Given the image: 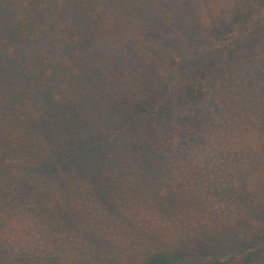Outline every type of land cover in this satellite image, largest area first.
<instances>
[{
    "label": "trees",
    "instance_id": "16d2710c",
    "mask_svg": "<svg viewBox=\"0 0 264 264\" xmlns=\"http://www.w3.org/2000/svg\"><path fill=\"white\" fill-rule=\"evenodd\" d=\"M0 19V204L28 209L0 241L36 264L64 259L59 247L81 236L109 255L90 264H264V228L248 244L216 233L221 198L249 214L264 204V136L261 149L241 144L249 125L264 133V117H250L261 100H240L247 78L264 76V0H0ZM23 37L30 65L8 67ZM182 104L210 130L199 153L189 134L174 146L166 129L146 136ZM136 140L162 153L152 168Z\"/></svg>",
    "mask_w": 264,
    "mask_h": 264
},
{
    "label": "rangeland",
    "instance_id": "374dc122",
    "mask_svg": "<svg viewBox=\"0 0 264 264\" xmlns=\"http://www.w3.org/2000/svg\"><path fill=\"white\" fill-rule=\"evenodd\" d=\"M205 0H200V2H204ZM222 14L220 13L219 18L222 17ZM196 16V15H194ZM4 25H6V21L3 19H0V31H3L5 28ZM206 26H214V23L212 19L207 18V22L205 24ZM205 26V27H206ZM6 38L2 37V41H4ZM158 39L162 40V36L158 37ZM22 43L21 45L15 50L12 54V60L8 61V67H12L14 69H17V67L20 69L23 66L30 64L27 63L25 60H21L23 58H19L18 55L23 56V52H32L33 50H26L29 46V44H26L24 37L21 39ZM181 44V53H185V44H183L179 39H177ZM33 41H30L29 43H32ZM25 43V44H23ZM176 44L170 45V47L174 50L171 52H177L176 50ZM15 47V46H14ZM25 49V50H23ZM20 51L18 54L17 52ZM54 52V51H53ZM53 52L51 54H53ZM183 54H181L182 59ZM19 59L17 62L15 60ZM182 61V60H181ZM259 71L252 74V76H249L247 80L251 81V84L249 87L245 88V92L240 97V100H242V103L245 105L251 104L257 106L259 103L255 104V100H258L259 98L261 100L260 107L261 109L258 111V114L256 113H250V117H254L257 120H260L264 117V76L262 74H259ZM258 75V76H257ZM257 76V77H256ZM228 86L222 83V90L227 89ZM254 89H258L261 91L260 94H252L251 91ZM187 108L193 109L195 113H200L198 106L195 107H187L186 105L182 104V106L176 108H170L168 109L169 114L167 115L164 120L159 119L157 121L152 122L151 124L147 125L148 127V133L146 136H152V137H159L160 132L162 130L165 132V138L164 141L167 142V144L174 146L176 139L175 137L180 138L181 135L189 134L188 136L195 138V141L193 142V148L192 153H199L200 149L205 148L207 144L210 143V141H205L202 137V134L205 132L210 131L209 129L205 128L206 122L202 123V128H198L197 130L194 129V122L191 119H188L184 112ZM179 110V111H178ZM178 111V112H177ZM201 126V124H197V127ZM200 131V132H199ZM262 135L264 136V133L257 129L254 126L249 125L246 130H244L243 135L241 136V144H248V146L252 147L254 150L261 149V140ZM185 136V135H184ZM186 136V137H188ZM135 147L137 149V157L138 161H142L144 164H142L143 167L152 168L155 166V160H157V155L160 153V150H155L153 147H151V152L143 150V148L146 145V142H142L140 140L135 141ZM132 147V145H131ZM162 153L158 155V157H162ZM104 165H107V163H103L100 167H104ZM104 175H106L104 173ZM6 172L4 171V168L0 165V179L5 178ZM64 177L58 176L57 180L58 182H64ZM104 180V179H103ZM41 182L46 181L48 186H52V180L50 176H44L40 179ZM106 184V182H105ZM51 199L52 204L55 205V212L59 216L68 217V207L67 201L65 198L62 200V192L59 189L53 190V193H51ZM68 199V197H67ZM221 204L222 209L219 211V214H216V220L219 223L217 226L218 230L216 233H231L230 236V242L235 241L237 239H244L247 244L249 243L252 234L258 233L260 230L264 228V204L262 207L255 208L252 213H248L247 209L244 207H234L233 204H230L225 197L221 198ZM244 206V204H242ZM27 207V203L25 199L23 198V201L19 202H12L9 203L8 199H5L2 204H0V233H5L6 229H9V227H12V229L15 226V223H17V219L13 218V215H20L25 214L28 209H25ZM11 208L14 210L12 211ZM221 208V207H220ZM16 210V211H15ZM62 218H60L61 222ZM13 230H11L12 233ZM228 237H221L219 241V245L222 246L225 242H228ZM13 244V240L11 242H8L7 240H1L0 241V264H5L2 257H6L11 261V264H36L37 261H40L43 259V257L39 258H27L24 255H19V253L16 249L11 248V245ZM61 248L60 253L64 249H67L66 252L61 255H64V259L61 258L55 259L50 258L46 260L44 264H90V263H99L101 260L107 261V255L104 250H102L103 246L99 243L93 244L91 243L90 239L86 241V238L79 237L66 247H59ZM109 249H116L113 245L108 247ZM58 249V250H59ZM108 250V249H107ZM60 253H56L55 255L60 257ZM9 256V257H8ZM29 256V255H28ZM112 257V256H111ZM47 259V257H44ZM96 258V259H95ZM119 258L112 257L110 264H116L119 263Z\"/></svg>",
    "mask_w": 264,
    "mask_h": 264
}]
</instances>
